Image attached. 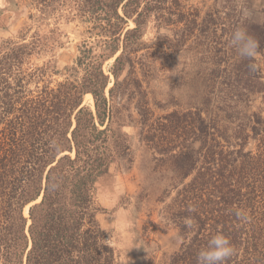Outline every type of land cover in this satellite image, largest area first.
<instances>
[{
	"label": "trees",
	"instance_id": "16d2710c",
	"mask_svg": "<svg viewBox=\"0 0 264 264\" xmlns=\"http://www.w3.org/2000/svg\"><path fill=\"white\" fill-rule=\"evenodd\" d=\"M31 2L41 13L65 8L92 41L51 85L46 66H28L35 36L0 39V264H117L95 184L111 164L131 169L139 148L150 176L177 181L172 189L190 180L164 207L178 246L162 252L136 227L134 264H197L218 231L237 250L227 264H264V72L228 43L243 26L261 53L264 10L255 21L252 0ZM164 75L169 90L186 89L184 109L150 100L147 81Z\"/></svg>",
	"mask_w": 264,
	"mask_h": 264
},
{
	"label": "rangeland",
	"instance_id": "374dc122",
	"mask_svg": "<svg viewBox=\"0 0 264 264\" xmlns=\"http://www.w3.org/2000/svg\"><path fill=\"white\" fill-rule=\"evenodd\" d=\"M261 10H264V0H252L250 18L260 21L263 18L259 13ZM30 15L34 17L32 20L29 19ZM130 26L132 27V23ZM148 27L144 40L154 35L152 24ZM85 30L86 25L80 23L65 8L41 13L39 8L32 5L31 0H0V39L17 38L20 34L26 36V42H32L31 37L35 36L38 42L34 40L35 49L27 62L28 66L33 68L46 66L44 83L50 82L54 85L65 77V69L71 67L78 56V47L84 41H92ZM256 58L264 72V50ZM112 62L113 59L104 62L105 71ZM164 76L147 81L146 87L151 93L150 100L160 103L166 112L177 109V105L182 109L187 107V103L191 101L187 98L186 89L169 90L173 79L168 75ZM32 87L33 84L30 85V88ZM89 97H85V102H91ZM123 131L131 135L134 129L126 127ZM134 158L135 161L129 170L111 164L107 174L100 177L95 184L96 203L102 210L97 218L119 252L117 264H134L141 245V237L134 233L136 227L139 231L142 226H147L148 239L155 241L162 252H168L174 249L175 245L178 246L175 231L164 229V225L168 223L164 218V207L175 197L181 185L190 180L188 178L182 184L179 182L177 188L172 189V185H176L177 181L150 176L142 168L151 158L149 153L139 148L134 152ZM149 165L153 166L152 162ZM129 234H134L135 237L134 248L131 250L127 244Z\"/></svg>",
	"mask_w": 264,
	"mask_h": 264
},
{
	"label": "clouds",
	"instance_id": "9594fccd",
	"mask_svg": "<svg viewBox=\"0 0 264 264\" xmlns=\"http://www.w3.org/2000/svg\"><path fill=\"white\" fill-rule=\"evenodd\" d=\"M229 45L236 50L241 58L253 59L259 55V42L251 36L247 29L243 26H237L232 30L229 39ZM255 70V65H250ZM55 145V141L52 142ZM189 211H195V208H190ZM237 221L241 224H247L250 221V216L245 209L236 207L233 212ZM191 223V222H190ZM134 234H129L127 240L128 248H134ZM236 248L231 243L230 239L222 232H216L210 237L207 244L197 252V264H227V262L236 254ZM128 251L126 252V254ZM126 261H128L125 256Z\"/></svg>",
	"mask_w": 264,
	"mask_h": 264
},
{
	"label": "water",
	"instance_id": "95a60500",
	"mask_svg": "<svg viewBox=\"0 0 264 264\" xmlns=\"http://www.w3.org/2000/svg\"><path fill=\"white\" fill-rule=\"evenodd\" d=\"M29 206H30V205H28L27 208H26V214H27V212H28V208H29ZM24 210H25V209H24Z\"/></svg>",
	"mask_w": 264,
	"mask_h": 264
},
{
	"label": "bare ground",
	"instance_id": "6f19581e",
	"mask_svg": "<svg viewBox=\"0 0 264 264\" xmlns=\"http://www.w3.org/2000/svg\"><path fill=\"white\" fill-rule=\"evenodd\" d=\"M27 208V207H26ZM26 208H25V210H24V213L26 214Z\"/></svg>",
	"mask_w": 264,
	"mask_h": 264
}]
</instances>
